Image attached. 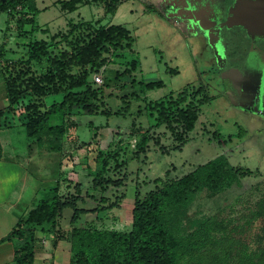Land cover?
Masks as SVG:
<instances>
[{
    "label": "rangeland",
    "instance_id": "374dc122",
    "mask_svg": "<svg viewBox=\"0 0 264 264\" xmlns=\"http://www.w3.org/2000/svg\"><path fill=\"white\" fill-rule=\"evenodd\" d=\"M36 1L39 5L40 0ZM44 1L48 10L39 14L36 24L48 29L45 33L19 36L15 30L7 31L8 16L0 15V56L4 60L22 59L29 43L35 40L52 43L55 53L70 50L72 36L69 35L67 41L61 42L59 38L51 42L52 35H67L70 30L67 24L82 20L99 27L123 25L132 32L136 43L134 52L126 50L108 57L111 63L106 74L113 83L104 89V102L105 109L112 115L84 113L74 117L78 126L69 131L67 139L91 144L86 148L89 150H76L79 144H71L62 152L66 160L59 167L55 160L45 162V156L40 155L44 154L43 144L29 138L23 128L0 132L3 150L0 188H18L17 193L15 191L9 196L8 206L14 205L27 188H34L37 183L50 191L56 182H61L67 197L76 195L74 187L80 183L84 201L79 200L77 207L95 210L103 196L110 198L112 203L119 198L118 208L100 215L99 226L125 231L132 223L131 211L137 192L145 195L154 190L157 179L164 182L179 179L198 166L225 156L233 168L248 169L252 175L237 178L230 172L223 189L217 192L204 190L195 200L174 210L168 227L179 238H185L194 231L203 232L196 245L202 251L210 249L204 238L222 240L218 258H225L228 262L238 264L242 258L256 253L264 245V216H258V204L264 200V70L251 71L238 67V61L232 62V66L240 71H229L223 76L236 80L237 93L235 88L232 93L227 92L231 86L221 77L219 66H222L220 58L224 51L231 49L232 37L225 29L220 32L219 28L225 26L224 10L231 1L187 0L177 7L180 13L174 18L172 12L175 7L170 10L168 21L151 12L148 0H118L120 4L115 15L107 13L105 4L83 7L77 13H65L55 3L58 0ZM123 1L126 2L121 3ZM186 19L196 27L184 28L182 21ZM26 30H31V27H26ZM56 42L60 43L55 46ZM12 50L16 53H11ZM132 62L138 63L133 76L116 81L115 74L123 73ZM47 67L48 64L43 62L40 66L34 64L32 70L39 75ZM170 70H177L178 74H171ZM97 76L103 78L102 75ZM97 76L92 79L96 80ZM158 81L165 86L141 92L139 82ZM188 86L195 89L205 87L214 100L201 107L195 130L188 135L183 149L172 151L178 143L164 126L154 127L156 114L152 116L147 106L150 102L177 95ZM117 112L121 115H115ZM242 131L245 136L238 138ZM215 133L220 134V141L214 140ZM96 134L97 139H94ZM143 136L150 138L148 154L140 160L132 159L135 145ZM229 136L234 138L229 141ZM98 148L119 152V161H126L121 173L114 170L113 163L108 174L116 180L125 177L122 187H111L106 193L93 189V178L89 176L91 169L87 168L89 163L83 162L89 153L97 155ZM167 150L169 154H166ZM52 154L57 158V153ZM64 179L72 181V187H67ZM24 201L18 202L17 208L9 207L8 211H16L18 217L21 216L26 208ZM70 214L72 210L64 211V226L68 224ZM212 220L216 225H210Z\"/></svg>",
    "mask_w": 264,
    "mask_h": 264
},
{
    "label": "trees",
    "instance_id": "16d2710c",
    "mask_svg": "<svg viewBox=\"0 0 264 264\" xmlns=\"http://www.w3.org/2000/svg\"><path fill=\"white\" fill-rule=\"evenodd\" d=\"M100 0H59L56 2L63 11L76 12L79 7L91 5ZM109 15H115L120 3L118 0H102ZM108 3V7H106ZM41 13L35 0H0V15L6 14L9 20L16 19V31L19 36L37 34L41 30L36 19ZM30 26L31 30H26ZM69 33L52 36L51 42L60 38L67 41L72 36L70 50L52 49V43L35 40L28 45L26 56L19 60H5L0 64L9 106L0 112L2 126L23 127L29 138H50V148L61 151L69 131L77 128L74 117L78 114L110 116L112 112L105 109L104 89L113 83L108 76L109 56L123 51L134 52L136 39L132 32L123 25L96 26L92 22L80 21L69 23ZM60 42H56L55 46ZM46 62L48 67L39 75L33 72L35 65ZM138 63L132 62L123 73L115 74L116 81L123 77H132L137 71ZM171 74H178L170 70ZM102 75L103 83L98 84L93 76ZM133 83L136 84L135 80ZM141 92L161 89L162 81L143 83ZM214 100L208 90L199 86H188L177 95H171L161 101L150 102L147 109L151 115L156 114L155 128L164 126L174 137L177 146L172 151H181L187 144V138L195 130L201 107ZM128 109V107H126ZM128 111V110H127ZM115 115H121L119 112ZM12 119V120H11ZM134 125V124H133ZM242 131L238 138L245 136ZM220 141V134L213 135ZM229 136L228 140L233 139ZM97 139V134L94 136ZM226 142H229V141ZM225 142V141H224ZM150 138L143 136L135 145L132 159L140 160L148 154ZM91 144H79L78 149H86ZM86 150H89L86 149ZM167 150L166 154H169ZM94 153V152H93ZM0 146V159H1ZM71 156V155H70ZM120 153L97 149V155L89 153L83 163L89 176L93 178V189L106 193L111 187H122L125 177L120 180L108 176L112 164L114 170L121 171L126 161H119ZM230 172L234 177L245 178L252 175L248 169L233 168L225 156H219L179 179L164 182L154 181V190L145 195L136 193L131 211L132 223L125 231L110 230L92 222L81 224L84 215L97 214L118 208L119 198L112 203L103 196L95 210H81L77 207L81 197L82 184L74 187L76 195L64 196L62 183L58 182L37 206L19 219L10 234L3 240L14 245L15 264H33L38 245L37 233L45 230L55 235L57 240H65L71 245V264H236L225 258L219 259L222 240L204 238L210 249L200 250L196 247L203 232L194 231L185 238L177 237L168 227L174 210L193 201L204 190L217 192L226 185ZM67 187L72 181L64 179ZM159 184H162L161 186ZM70 189V188H69ZM93 199L94 195L87 194ZM109 204V205H108ZM108 205V206H107ZM258 207V216H264V200ZM73 212L70 231H57V222L65 210ZM216 225V221L209 222ZM81 224V225H80ZM258 252V253H257ZM252 255L242 258L238 264H264V245Z\"/></svg>",
    "mask_w": 264,
    "mask_h": 264
},
{
    "label": "crops",
    "instance_id": "0c3cea01",
    "mask_svg": "<svg viewBox=\"0 0 264 264\" xmlns=\"http://www.w3.org/2000/svg\"><path fill=\"white\" fill-rule=\"evenodd\" d=\"M59 1V0H58ZM56 1V2H58ZM64 1H68V0H64ZM150 1V8H151V12L154 13H158L159 15H162L163 18H166L170 16V10L173 9L175 7V10L172 12L173 18L174 16H176V14H178V12L180 13V11H178V8L180 5H182L184 2H186L187 0H148ZM182 1V2H180ZM191 1V0H189ZM36 5L38 10H40L41 12L48 10V7L45 5V1L44 0H40L39 1V5L37 4L38 1H36ZM55 2V3H56ZM126 1H123L121 3H124ZM104 5V2L102 0H100L99 2L93 3L91 5H86V6H82L79 7V9L76 11L79 12L83 7H91L93 5ZM41 5V7H40ZM59 6L60 10L62 12H65L62 10V8ZM105 6V5H104ZM185 6V4H184ZM68 13V12H65ZM75 13V12H74ZM117 13V12H116ZM171 15V16H172ZM79 16H81L79 14ZM80 21V20H79ZM84 22H88L85 20H82ZM168 21V20H167ZM37 22V21H36ZM91 22V21H89ZM183 22V26L184 28H190L192 25H194L193 22H191V20L186 19ZM8 27L7 31H16V27H17V23H16V19H12L9 20L8 18ZM75 23V22H73ZM37 25V24H36ZM69 24H67L68 26ZM38 27L41 28V30L48 32V29L45 30V28L37 25ZM196 27V24L194 25ZM15 28V29H14ZM39 33H42L39 32ZM19 35V34H18ZM54 36V34L52 35ZM4 51V49H3ZM11 53H16V51L12 50ZM4 57L0 56V64H3V62L5 60H12V59H3ZM9 106V101L7 99V95H6V88H5V83H4V79L3 76L0 72V112L6 110ZM12 120V119H11ZM21 126H16L14 125L13 127H4V125L2 126V120L0 119V132H3V130H10L12 128H18ZM23 128V127H21ZM71 134V133H70ZM35 139L37 142H39L42 145V149L44 151V154H40L42 156H45V162L46 161H51V160H55L56 165L61 167L64 163L65 157L62 156V152L68 148V146H70L71 144H80L79 142H74V140H70L66 138V140L63 142L62 145V150L61 151H53L52 148H50V138L43 136L42 139H37V138H32ZM1 153H3L2 147H1ZM52 153H57V158H55L53 156ZM47 155L49 157V159H47ZM3 158L1 155V159H0V163H2ZM24 173L22 172L21 175H23ZM9 182H12V179H8ZM58 182H56L55 184L57 185ZM56 185H53L51 188H54ZM18 189V188H17ZM16 188H0V264H15L14 262V245L11 242L8 241H3L9 234L10 232L14 229V227L16 226V224L18 223L19 219H21L22 217H25L29 211H31L32 209H34L38 202L40 200H42L44 198V196H46V194L49 192L48 189L43 188L42 185L40 183H37L34 188H27V192L22 193V195L20 196L19 201L17 200L14 205L12 206H8L10 203V195L11 194H15L17 193ZM64 189V188H62ZM16 191V192H15ZM15 192V193H14ZM63 192V191H62ZM22 200H25L24 203H26V208L24 209V212L21 216L18 217V215L16 214V211H8L9 207L10 208H17L19 207L18 202H21ZM18 205V206H17ZM90 210V209H87ZM110 212V211H108ZM94 216V217H92ZM73 217V212L72 214H70L69 220H68V224L67 225H63L62 224V217L58 220L57 222V231H70L73 226H72V218ZM100 215L97 214H87L84 215V217L82 218V220H80L81 224H84L85 222L90 223L92 222L93 224H96L99 226V222H100ZM67 221V220H66ZM80 224V225H81ZM37 238H38V245H37V249H36V253H35V260L33 264H71V260H72V253H71V245L69 242L65 241V240H57L55 238V235L52 233H47L45 230H41L37 233Z\"/></svg>",
    "mask_w": 264,
    "mask_h": 264
},
{
    "label": "flooded vegetation",
    "instance_id": "af4514ba",
    "mask_svg": "<svg viewBox=\"0 0 264 264\" xmlns=\"http://www.w3.org/2000/svg\"><path fill=\"white\" fill-rule=\"evenodd\" d=\"M226 1L228 0H225V2ZM230 1L231 3H229L224 10L226 13V18L228 16L229 8L236 0ZM223 29H225V31L232 37V43L230 46L231 49L227 48L226 46L227 51H224L223 56H221L220 58L222 66H219V69L221 71V77L225 78V82H227L231 86V88L227 90V92L232 93V89L235 88L237 93V88L235 86L236 80L225 77L223 76V74H226L229 71H240L238 68L232 66V62L235 61H238V67H241L243 69L247 68L248 70L251 69V71L257 70L256 72H259V70H264V38H256L255 40H253L249 37L246 30H244L243 27L239 26L232 29H229L226 26H220V32ZM218 39L219 41H221L220 38ZM215 53H217L216 50ZM259 74L261 75L262 73Z\"/></svg>",
    "mask_w": 264,
    "mask_h": 264
},
{
    "label": "water",
    "instance_id": "95a60500",
    "mask_svg": "<svg viewBox=\"0 0 264 264\" xmlns=\"http://www.w3.org/2000/svg\"><path fill=\"white\" fill-rule=\"evenodd\" d=\"M224 25L229 29L243 27L253 40L264 38V0H236Z\"/></svg>",
    "mask_w": 264,
    "mask_h": 264
},
{
    "label": "built area",
    "instance_id": "2783aa9c",
    "mask_svg": "<svg viewBox=\"0 0 264 264\" xmlns=\"http://www.w3.org/2000/svg\"><path fill=\"white\" fill-rule=\"evenodd\" d=\"M95 81H96L98 84H102V83H103V78L100 77V76H97Z\"/></svg>",
    "mask_w": 264,
    "mask_h": 264
}]
</instances>
